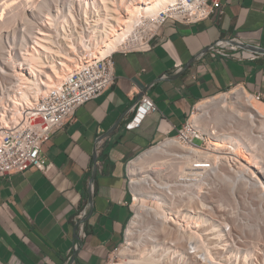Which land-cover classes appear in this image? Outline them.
<instances>
[{"label": "crops", "instance_id": "obj_1", "mask_svg": "<svg viewBox=\"0 0 264 264\" xmlns=\"http://www.w3.org/2000/svg\"><path fill=\"white\" fill-rule=\"evenodd\" d=\"M221 1L205 20L167 18L151 50L113 51L114 83L43 143L50 172L32 165L0 176V264H66L71 255L69 264H109L134 212L129 162L175 135L202 100L235 85L264 96V57L206 50L225 36L264 47V0ZM143 96L157 109L129 129Z\"/></svg>", "mask_w": 264, "mask_h": 264}, {"label": "built area", "instance_id": "obj_2", "mask_svg": "<svg viewBox=\"0 0 264 264\" xmlns=\"http://www.w3.org/2000/svg\"><path fill=\"white\" fill-rule=\"evenodd\" d=\"M186 5L189 6L161 12L160 19L156 22L157 26H151L139 44L125 46L120 50L124 52L151 50L154 32L167 18L185 23L205 20L222 7V1L187 0ZM206 50L214 51L226 59L235 57L238 50L247 52L251 60L264 57V47L259 42H249L241 36L219 38ZM84 56L85 62L76 72L60 86L48 90L39 98L30 113L23 115L19 123L5 128L0 135V176L25 172L32 165L45 173L50 172L52 164L47 163L41 154L43 143L70 120L80 106L103 94L114 83L116 68L113 52L104 58H94L90 53ZM252 94L256 99L264 100L262 94ZM136 105L137 114L126 125L129 129L140 124L147 113L157 109L155 102L148 96H143ZM195 106L185 125L179 128L175 135H167L146 149L149 150L168 139L177 142V145L162 152L160 158L153 161V163L160 161L161 165L157 171L154 170L153 175L145 177L143 182L152 191V198L164 202L165 206L172 201L170 208L177 218V222L173 221L170 226L175 232L174 236H166L161 240L164 242L163 247H168L169 250L157 248L154 250V257L159 264H210L205 261L202 253L206 246L214 245L222 251L221 255L215 256L216 259L224 264H241V260L242 264L247 263L241 250L249 242L245 230L251 226L248 218L252 209L251 191L244 188L234 197H230L232 201L223 204L216 199L218 192L225 189V184L229 182L227 180L236 176V169L240 167L242 159L231 145L211 140V136L217 138L216 132L210 135L198 123L191 121ZM140 154L128 164L132 208L135 195L132 190L130 164ZM243 161L248 162L245 158ZM259 173L264 183V174L261 171ZM133 211L132 218L135 214L134 208ZM86 214L87 211L83 210L77 216L78 226L83 227V218ZM241 224L242 234L238 231ZM129 225L130 223L125 231L124 242L127 239ZM193 230L199 234H192ZM204 231L210 232V235L202 233ZM80 245V242H76L74 249L78 250ZM114 256L116 251L113 252L109 264L115 263ZM71 258L72 255L66 264L70 263Z\"/></svg>", "mask_w": 264, "mask_h": 264}, {"label": "bare ground", "instance_id": "obj_3", "mask_svg": "<svg viewBox=\"0 0 264 264\" xmlns=\"http://www.w3.org/2000/svg\"><path fill=\"white\" fill-rule=\"evenodd\" d=\"M5 1L10 6L7 8L8 10L6 9L7 11L5 14L8 13L11 18L14 15L17 18L20 17L27 19L29 11H32L33 13L36 8L34 7L35 0H0V5ZM54 1L56 0H44L38 8V13L42 14L45 10L50 9V6ZM186 4L187 0H93V5L98 17L94 20L91 30L89 29L90 34H87L90 40L87 41L86 39V41L89 42V44H86L87 42L82 38V42H85L83 43L85 50L81 51L82 54L79 55L74 53V56L72 55L73 57L68 52L66 53V50L63 51L60 47L61 45L58 47L59 49H56L55 47L57 45L54 47V42L51 43L52 39L51 35L48 33L49 31L47 32V30L45 31L41 29L36 36L33 47L23 55L22 69L18 71L19 73L15 71L17 73L15 74L17 78L15 81L16 84H14L15 87L17 86L18 88L19 94L14 100V107L18 109V106L23 105L24 109L17 112L16 116L9 118L6 114L8 111L7 106L1 103L0 135H2L5 128L12 127L14 124L19 123L21 119H23V115L30 113L32 109H34L40 96L45 95L48 90L60 86L72 73L76 72L85 62V54L90 53L94 58H104L113 51L119 49L121 46L128 44L132 31L136 27H139V25H142L144 18H150L157 22L160 19L161 12H168L170 10L175 11L180 8L183 9L184 6H189ZM4 5L5 4H3V6ZM47 18L50 19L49 17ZM7 19H9V17ZM73 36L74 35L70 38ZM83 37L86 36L83 35ZM2 41L3 40L0 38V50L3 51L5 47L3 48ZM73 46L74 43L70 44V47H76ZM56 54L60 55V60H58V58L56 59ZM22 62L20 61V63ZM4 63L7 71L13 68L11 62L8 63V61H6ZM2 71L14 77L13 72H7L4 69ZM233 96L235 98L234 101H229L224 96H218L207 100L213 101L214 105L218 108L217 111L215 110L216 112L213 116L214 122L216 124L220 121L224 123L225 116H229V118L233 117L235 119V125L244 129V132H241V134L245 132L247 133L248 130L250 133L251 129H262L264 131V101L256 99L255 96L245 87L237 88V91H235ZM199 106L204 107L202 103L199 104ZM199 117L200 115L198 116L195 111L192 115L191 121L198 123L201 126ZM236 120L241 123V125H239V123L237 124ZM214 129L211 128L209 131L210 135L215 132ZM220 132H216L217 138L211 136V140L224 145H231L233 150L239 154L242 162H240V167L236 169L237 172L234 179L233 177H230V179L227 180L229 182L225 184V192L219 191L216 195L217 201L220 203V201H223L225 198H232L235 194L237 195L239 191L248 188L251 191V197L253 198V196H256L260 199L259 206L264 209V183L262 182L263 180L259 173V171H261L264 174V152L262 150H254L253 152L255 153L247 152V150L244 149L245 145L241 144L240 139L235 137V135L232 136L231 133H229L230 131L223 132L222 130ZM255 134L258 138V143L260 144L261 139L264 138V132H256ZM248 136L249 135L247 134V137ZM175 145H177V142L174 140H165L140 154L136 160L134 159L130 164V169L132 170L131 175L133 177L132 190L135 195V214L130 222L128 234L133 235L136 234L137 231L140 232V229L142 228L141 226H144L143 222L145 216L149 215L151 219L148 224L145 223V226H147V230H151L152 235L148 237L150 241L149 244L153 247V253L157 248L163 247L164 242L161 240H164L168 233L172 231L170 229L172 227L170 226L173 221L177 222V218L170 208L172 201H169L168 206H165L164 202L152 198V191L146 187L143 182L145 177L153 175L155 173L154 170L157 171L161 165L160 161H157L156 163H153V161L159 159L162 152L167 151V149H170ZM243 158L247 159L249 163L243 161ZM174 175L173 176L176 179V174ZM238 181H241V183ZM149 200H151L150 203H148ZM249 229H251V226ZM159 230L163 233L160 238L153 235L154 232L158 233ZM196 233L199 234L198 231L193 230L192 234ZM177 237L179 238V236ZM212 247L213 246H206L204 248L202 254L205 261L210 264H224L221 260L216 259ZM250 247L251 240L249 238L248 244L241 250V253L244 254V258L247 260V263L243 264H249V258L246 257L245 253L250 250ZM162 249L167 250L168 247H163ZM136 261L135 258H127L125 263L116 264H134Z\"/></svg>", "mask_w": 264, "mask_h": 264}, {"label": "rangeland", "instance_id": "obj_4", "mask_svg": "<svg viewBox=\"0 0 264 264\" xmlns=\"http://www.w3.org/2000/svg\"><path fill=\"white\" fill-rule=\"evenodd\" d=\"M43 1L44 0H35L34 7L36 8L33 13L32 11H29L27 19H23L20 17L17 18L14 15L11 18L8 13L5 14V12L8 10L7 8L10 7L9 4L5 1L4 3L2 2L3 4H5L4 6L2 3L0 5V38L1 40H3V48L5 47V51L0 50V105L2 103L7 106L8 111L6 114L9 118L16 116L17 112H20L24 109L23 105L18 106L19 110L14 107V100L19 94L17 86L15 87V81L17 78L15 74L19 73L18 71L22 69L23 55L26 51L33 47L39 31L41 29L45 31L47 30V32L49 31L48 33L51 35L52 39L51 43H55H53L54 47L57 45L55 47L56 49H59L58 47L61 45V49L63 51L66 50L65 52H68L71 56H74V53L79 55L82 54L81 51L85 50V46L83 43L90 40L87 34H90L89 31L93 26V22L98 17V14L93 5V0H56L53 2V4H51L50 9L45 10V12L41 14L38 13V8L41 6ZM8 17L9 19H7ZM47 17H49L51 20ZM143 23L132 31L128 44L121 46L119 49L124 48L125 46L139 44L141 38L147 31H149L150 27L157 26L156 21L151 20L150 18H144ZM72 35L74 36L70 38ZM83 35L86 37H83ZM82 38L83 40H85V42H82ZM72 43H74V46H76H73L75 49L70 47V44ZM86 44H89V42H87ZM61 49L60 51H62ZM57 58L58 60H60V55L56 54V59ZM6 61H8V63L11 62L12 64H10L13 66V68L8 71L4 63ZM20 61L22 63H20ZM3 69L7 72H13V76L15 78L2 71ZM8 76H10L11 78ZM237 88L240 87L237 85L232 86L227 90L215 95L214 97L224 96L227 98V100L234 101L235 98L233 95L235 91H237ZM211 98L202 100L196 105L195 108L197 115H200L199 118L202 128H204V130H206L207 132H209L211 128L214 129V127V130L217 133L222 130L223 132L230 131L229 133H231L232 136L235 135V137L240 139L241 144L245 145V148L248 152H253L254 150H262L264 152V138L261 139V143L259 144L258 138L255 134L256 132L263 133L264 131L262 129H251L250 133L249 130H245L247 131V133L245 132L246 134H241V132H244V129L239 128L238 125H235V119L233 117L229 118V116H225V121L223 120L224 123L220 121L218 124H216L213 120V116L215 115L214 113L218 110V108L214 105L213 101H207ZM201 103L204 105V107L199 106V104ZM236 123L238 124L239 122L236 120ZM239 125H241V123H239ZM247 134L249 135L248 137ZM196 141L201 142V140ZM222 191L225 192V190ZM230 201H232L230 198H225L223 199V201H220V203L223 204ZM260 201L261 200L256 196H253V198L251 199L252 209L248 216L251 229L245 230V234L251 240L250 250L245 253L246 257L249 258V264H264V209L259 206ZM150 202L151 201H149L148 203ZM133 208H135L134 204ZM223 209H225V207H223ZM150 219L151 218L149 217V215H146L143 222L144 226H141L142 228L140 229V232L137 231V233L133 235L128 234L126 242H123L118 250H116V256L113 257L115 264L123 262L125 263V260H127V258H135V260L137 261L134 264H159L157 259L154 257V253L152 252L153 247L151 246V244H149L150 241L148 236L152 235L151 230H147V226H145V223L148 224ZM242 229L243 226L241 224L238 228V231L241 234L243 232ZM159 232H154L153 235L158 238L162 237V231L159 230ZM202 233H207V235H210V232L208 231H204ZM174 234V231H170L167 236L172 237L174 236ZM212 246V250L215 256L222 254V251L218 248V246ZM242 262L243 261L241 260V264Z\"/></svg>", "mask_w": 264, "mask_h": 264}]
</instances>
